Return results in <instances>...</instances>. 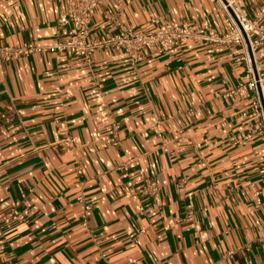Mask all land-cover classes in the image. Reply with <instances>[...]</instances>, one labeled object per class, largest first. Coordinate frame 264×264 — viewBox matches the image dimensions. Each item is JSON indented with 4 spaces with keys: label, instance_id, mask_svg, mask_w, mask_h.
<instances>
[{
    "label": "crops",
    "instance_id": "obj_1",
    "mask_svg": "<svg viewBox=\"0 0 264 264\" xmlns=\"http://www.w3.org/2000/svg\"><path fill=\"white\" fill-rule=\"evenodd\" d=\"M236 1L264 21V0ZM60 10L0 1V44L63 39ZM165 21L225 29L213 0H99L88 36ZM254 57L264 70L263 44ZM244 71L205 41L135 65L112 48L89 65L48 51L0 61V264H264L257 119L245 95L219 96ZM145 179L154 194L137 193Z\"/></svg>",
    "mask_w": 264,
    "mask_h": 264
},
{
    "label": "built area",
    "instance_id": "obj_2",
    "mask_svg": "<svg viewBox=\"0 0 264 264\" xmlns=\"http://www.w3.org/2000/svg\"><path fill=\"white\" fill-rule=\"evenodd\" d=\"M55 1L61 7L56 27L67 24L65 37L51 44H38L34 38L13 46L0 44V61L48 51L80 57L83 63L89 65L97 51L112 48L123 52L128 62L135 65L141 61L145 52L162 53L169 49H179L187 42L205 41L225 47L230 49V55L235 61L243 64L245 71L241 80L232 86H226L219 96L224 100L239 94L248 98V111L257 119L256 133L264 160V70L256 69L254 57L257 44L264 45V21L247 17L236 0H213L222 14L225 26L219 33L201 32L196 25L184 21H165L152 31H136L131 26H125L110 35L89 37L90 11L99 0ZM188 113L199 115L195 110H188ZM112 128L116 129L115 123ZM258 172L264 173V166ZM157 190L154 181L145 179L137 193L154 194ZM77 200L80 203L81 224L84 225L85 218L89 215V206L80 197Z\"/></svg>",
    "mask_w": 264,
    "mask_h": 264
}]
</instances>
